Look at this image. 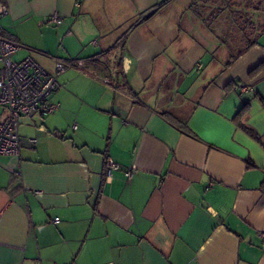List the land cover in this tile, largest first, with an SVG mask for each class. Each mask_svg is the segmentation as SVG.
Here are the masks:
<instances>
[{
	"label": "crops",
	"instance_id": "obj_1",
	"mask_svg": "<svg viewBox=\"0 0 264 264\" xmlns=\"http://www.w3.org/2000/svg\"><path fill=\"white\" fill-rule=\"evenodd\" d=\"M254 1L0 0L15 61L83 63L58 77V110L23 116L18 154L0 157V264H264ZM52 13L60 25L43 24Z\"/></svg>",
	"mask_w": 264,
	"mask_h": 264
},
{
	"label": "built area",
	"instance_id": "obj_2",
	"mask_svg": "<svg viewBox=\"0 0 264 264\" xmlns=\"http://www.w3.org/2000/svg\"><path fill=\"white\" fill-rule=\"evenodd\" d=\"M7 14V7L0 3V18ZM61 23L62 18L57 13L43 18V24L46 26H58ZM21 48L20 43L0 34V106L5 112L3 119L0 120V157L18 154L20 119L23 116L33 111L44 116L58 110V104L48 101L49 96L60 87L58 77L68 68L83 67L81 61L73 63L55 59L54 73L50 74L29 56L15 61L13 57ZM238 89L246 91L248 88L245 85H239ZM29 142L35 144L36 140L31 139ZM118 169L120 166L109 159L106 163V178L110 177L113 170ZM132 174V171H126L128 179H131ZM57 221V218L54 219V222ZM259 237L264 250V232H261Z\"/></svg>",
	"mask_w": 264,
	"mask_h": 264
},
{
	"label": "trees",
	"instance_id": "obj_3",
	"mask_svg": "<svg viewBox=\"0 0 264 264\" xmlns=\"http://www.w3.org/2000/svg\"><path fill=\"white\" fill-rule=\"evenodd\" d=\"M253 4H254V8L257 9V10L264 8V0H255ZM239 20L243 23V25H242L243 28L241 27L242 32H243V36L245 38L246 37H250L251 34L247 33V30L250 28L251 25H253V23H251L249 20H247V18L242 17V16H239ZM245 24H246V27H245ZM246 41H247L248 44H252L251 39H248ZM243 110L244 109H242V111ZM261 188L264 189V182L261 183Z\"/></svg>",
	"mask_w": 264,
	"mask_h": 264
},
{
	"label": "water",
	"instance_id": "obj_4",
	"mask_svg": "<svg viewBox=\"0 0 264 264\" xmlns=\"http://www.w3.org/2000/svg\"><path fill=\"white\" fill-rule=\"evenodd\" d=\"M126 68H127V70H128V65H126Z\"/></svg>",
	"mask_w": 264,
	"mask_h": 264
}]
</instances>
